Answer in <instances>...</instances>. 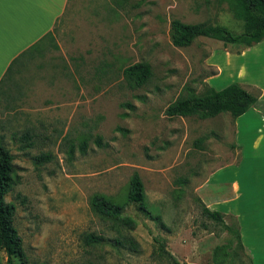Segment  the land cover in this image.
Here are the masks:
<instances>
[{"label": "rangeland", "instance_id": "1", "mask_svg": "<svg viewBox=\"0 0 264 264\" xmlns=\"http://www.w3.org/2000/svg\"><path fill=\"white\" fill-rule=\"evenodd\" d=\"M175 18L242 30L229 0H69L54 29L30 55L22 54L1 84L0 139L13 155L15 179L5 201L15 205L13 222L31 264H167L154 237L184 264H214L213 250L229 234L202 213L196 188L238 160L233 120L227 112L169 117L165 108L188 87L199 95L205 83L220 89V78L239 77L225 67L224 53L249 52L243 60L254 70L264 68V57L257 48L224 47L203 36L174 46ZM139 61L148 62L152 74L132 88L123 69ZM25 132L33 144L22 148ZM41 153L52 159L37 163ZM134 172L148 211L166 227L126 201ZM95 194L123 204L134 229L96 213ZM90 234L105 238L89 244ZM122 235L137 249L113 245ZM234 245L229 264H250ZM5 261L0 250V264Z\"/></svg>", "mask_w": 264, "mask_h": 264}, {"label": "trees", "instance_id": "2", "mask_svg": "<svg viewBox=\"0 0 264 264\" xmlns=\"http://www.w3.org/2000/svg\"><path fill=\"white\" fill-rule=\"evenodd\" d=\"M229 3L234 16L242 21V30L240 32H234L220 24L188 23L175 18L170 23L172 44L178 47L189 46L199 36L219 40L224 47L232 44L240 45L242 49H245L258 44L264 39V0H229ZM239 52V50L236 51V53ZM21 56L20 54L16 57L11 64L18 61ZM11 64L0 80V90L1 84L9 76L12 68ZM151 74L150 64L146 61L135 62L123 69V75L126 77L128 85L132 88L144 85L151 77ZM211 75H214V73ZM189 89L191 88L188 87L189 92L186 96L179 97L167 105L165 108L167 116H197L200 119H206L227 112L234 121L239 115L254 105L261 93L259 88L243 85L238 81H232L221 89H215L205 83V89L199 95L194 94ZM30 137L31 135L27 132L22 134L21 140L25 142H23L22 148L33 144V141H29ZM96 142L99 143V139ZM51 159V153H41L35 157L37 163ZM13 172V155L0 139V250L6 254L5 264H15V259L19 261V264H31L24 252L22 239L13 222L15 205L5 201V195L15 182ZM177 181L181 184L186 183L184 178H179ZM179 192H181V189ZM197 199L202 204V213L208 219L219 223L229 234L224 243L214 248L213 263L229 264L236 254L234 243L245 254L236 217L219 210H212L202 202L199 196H197ZM145 200L146 193L143 181L139 173L134 172L126 191V201L136 203L139 209L147 212L162 227H166L159 215H153L148 211ZM91 206L96 213L111 219L114 225L124 227L127 230H133L136 225L133 218L122 215L123 204L109 200L102 194H95L92 197ZM226 218L231 219L232 222H228ZM104 238L101 234H90L87 235L86 241L89 244H97ZM112 242L115 246L128 247L131 250H136L138 246L132 237L124 235L114 237ZM154 242L156 243L157 254L166 258L167 264H184L169 251L163 241L154 237Z\"/></svg>", "mask_w": 264, "mask_h": 264}, {"label": "crops", "instance_id": "3", "mask_svg": "<svg viewBox=\"0 0 264 264\" xmlns=\"http://www.w3.org/2000/svg\"><path fill=\"white\" fill-rule=\"evenodd\" d=\"M68 1L0 0V80L16 57L30 55L54 29ZM247 48H257V55L264 57V39ZM242 53H224L225 67L241 75L225 83L220 78V89L238 81L259 88L261 93L254 105L233 121L238 160L212 171L196 192L210 209L236 217L250 264H264V68L254 70L253 64L243 60L249 52ZM18 62L11 64L9 75Z\"/></svg>", "mask_w": 264, "mask_h": 264}]
</instances>
